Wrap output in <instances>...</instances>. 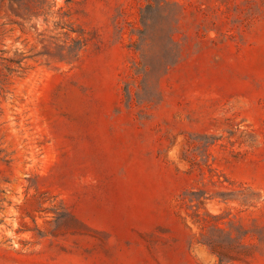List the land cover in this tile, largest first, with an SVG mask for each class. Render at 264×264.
<instances>
[{
  "label": "rangeland",
  "instance_id": "374dc122",
  "mask_svg": "<svg viewBox=\"0 0 264 264\" xmlns=\"http://www.w3.org/2000/svg\"><path fill=\"white\" fill-rule=\"evenodd\" d=\"M168 1L181 57L131 105L149 0H48L89 40L73 66L0 10V264H221L212 225L243 235L223 264H264V0Z\"/></svg>",
  "mask_w": 264,
  "mask_h": 264
},
{
  "label": "trees",
  "instance_id": "16d2710c",
  "mask_svg": "<svg viewBox=\"0 0 264 264\" xmlns=\"http://www.w3.org/2000/svg\"><path fill=\"white\" fill-rule=\"evenodd\" d=\"M55 7L56 3L50 4L48 0H0V10L6 8L9 21L20 27L22 33H27L26 25L32 21L39 23L42 20L47 26L40 31L39 24L32 25L41 47L34 57L45 59L48 64L73 66L79 61L89 40L80 36L73 37L75 31L69 19L70 11L63 7L54 11ZM179 8L178 4L168 0H149L148 5L141 10L143 29L139 30V38L135 44V49L140 53V61L135 64V73L141 77V82L135 93L129 85L126 86L127 105L135 100L139 103H158L161 100L158 83L181 57L180 47L173 38L181 17ZM51 19L55 20L54 28L50 30ZM29 58L17 51L13 57L3 58L6 72L10 75L19 73ZM0 91H3V81H0ZM189 196V201L193 203L200 201L203 193L191 192ZM206 231L202 234L200 243L207 246L221 264L224 263L221 250L236 251L243 247L237 244V240L243 238L241 234L234 237L231 231L219 225L209 226ZM260 242L264 243L262 237Z\"/></svg>",
  "mask_w": 264,
  "mask_h": 264
}]
</instances>
